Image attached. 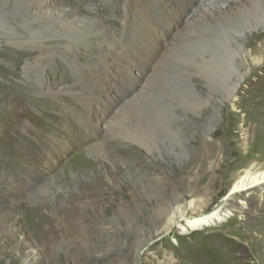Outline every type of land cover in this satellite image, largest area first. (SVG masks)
<instances>
[{
  "label": "rangeland",
  "instance_id": "rangeland-1",
  "mask_svg": "<svg viewBox=\"0 0 264 264\" xmlns=\"http://www.w3.org/2000/svg\"><path fill=\"white\" fill-rule=\"evenodd\" d=\"M129 1L46 0L51 10L67 9L97 22L111 41H121L127 31L132 37L138 28L135 18L142 10L162 45L178 41L170 60L182 69L195 70L197 76L190 75L194 84L173 80L164 71L171 80L151 76L143 86L146 89L136 94L135 78L144 74L146 80L153 68L143 59L142 66L134 64L128 52L119 50L114 54L118 53L120 62L107 60L105 51H100L107 60V65L101 64L93 58L99 55L91 50L94 46L75 53L76 60L68 67L67 57H56L45 68L46 82L54 91L66 82L87 89L82 92L95 96L91 99L67 94L59 100L41 97L27 85L15 83L8 89L0 81V264H264V185L254 193L230 194L244 172L264 171V26L244 34L243 44L256 31L263 38L256 54L246 59L232 104L217 109V121L207 127L211 121L207 118L222 98L221 73L227 62L215 59L219 62L212 71L199 58L215 48L221 32L236 31L235 17L230 22L217 17L232 0H217L220 8L216 10L204 0ZM167 4L176 10L169 33L155 8ZM201 4L213 13L204 11L197 25L185 27L188 15ZM247 12L243 11L246 21L252 19V11ZM0 19V68L12 71L13 64L18 66L16 79L20 80L24 61L11 57L17 48L9 36L22 25L11 14ZM75 36V40L102 41L93 34ZM149 50L142 48L141 54ZM252 58L260 63L253 64ZM78 63L83 64L80 71ZM87 100H91L89 110ZM66 106L76 113L66 111ZM150 109L160 110L161 117L167 115L156 123ZM211 144L214 153L205 147ZM79 182H93L94 189L79 191ZM77 192L88 200L84 207L78 205L84 208L78 234H61L57 220L52 222L55 233L46 227L27 232L20 218L23 213L34 210L45 215L53 204L58 211H71L74 204L67 200ZM195 220L199 226L192 227Z\"/></svg>",
  "mask_w": 264,
  "mask_h": 264
},
{
  "label": "bare ground",
  "instance_id": "bare-ground-1",
  "mask_svg": "<svg viewBox=\"0 0 264 264\" xmlns=\"http://www.w3.org/2000/svg\"><path fill=\"white\" fill-rule=\"evenodd\" d=\"M125 1L126 2L128 1V3L130 2L129 0H125ZM216 1L217 0H204V4L208 3L207 4L208 6L212 5L213 6L212 9L216 10V9L220 8L219 6L216 7V5H218V2H220V0L218 2H216ZM236 2H238V3L236 4ZM232 3L233 4L230 3V5L228 6L227 9L222 8L223 10L222 11L220 10L221 12L218 13L217 17L219 19L220 18L223 19V21L226 20L229 22L232 21L233 18L235 17L236 23L239 22V25H236V31L233 32L232 34H228V35L224 34V32H221V38H219L217 40V42L215 44V48H213V49L210 48V49L204 51L202 53L203 54L202 57L199 58L201 60V62L206 64L208 67H210V69H212V71L215 70L214 66L216 65V62H219L222 59H224L227 62L225 69H223L222 73H221V85H220V87L222 89L221 92L223 93L222 98L218 99L219 107H215L214 110H216V111L213 114H210V116L207 118V120H211L210 122L207 123V125H206L207 127H210V126L212 127V124H214V122L217 121V119H218V114H217L218 110L217 109H220L221 107L228 105L230 103L232 104V102L234 100V93L237 90V88L239 87L241 80L243 79V69H244V64L246 63V59L250 58L251 54H256V52L258 51L259 42H260L261 37H262V34L260 33V31H256V33L252 34V36H250V38L246 40V44H243L244 43L243 42L244 34L246 33L247 30L248 31L249 30H256L258 26H264V0H232ZM169 5L170 4H167L164 6L158 5L155 7L156 9H158V12L160 14V19L162 20V18H163L162 26H163L166 33L171 32L170 29H171L172 25H171L170 21L174 15V12L176 11V10L174 11V9L173 10L169 9L167 7ZM205 5L201 4V7L198 10L196 9L197 11L195 10V13H191L188 15L189 19L186 21L185 27L191 28L190 26L194 25L196 22H199V19L203 16L204 11H205V13L207 12L208 14L213 13V11L210 9L211 7L208 8V6H205ZM193 7H196V6H193ZM222 7H224V4H222ZM122 8H123V6H122ZM51 9H52V7H50L48 5L46 0H11L10 2H8V0H0V16H2V14H11L14 18L16 17V19H18L19 23L22 25L20 30H18L14 33H11V35L9 37H11V39L14 40L13 46H15L17 48V51L15 53L13 52L11 54V57H13L16 60L22 59L24 61L22 67L19 70V71H21L20 80L16 79L17 78L16 77V75H17L16 69L18 66H14V64L12 63L13 68H14V70H12V71L11 70L1 71V68H0V81L2 83L1 86L3 88L5 87L8 89H12V87L11 88H9V87L15 86V83H16L18 85H21V84L24 86L27 85V87H29L35 94H37L38 96H41V97L53 96L57 100H59L61 95L67 94L70 97L84 96L86 98H90V95L85 94L87 92L85 90H87V89L82 90V89L78 88V86L73 85V84H68L66 82H65V85L60 87L58 91H54V88H51L50 86H48V84L46 82L45 68L50 66L55 61L54 59L56 57H61L62 60L64 57L65 58L67 57L66 60L64 59V61H66L65 63L67 64V67H68V66H70L71 62H74L76 60V56H75L76 54L75 53L80 55L81 49L86 51V49H88L89 47L91 48V46L92 47L94 46V48H91V50H96L98 54L100 51H105V53L108 55L107 60H108V57L109 58L112 57L113 61L120 62L118 57H117L118 53L114 54L117 50H119L122 53L128 52L130 54V56L132 57L130 59L128 58V60H130L134 64H136L138 66H142L143 62L141 60L143 59L145 62L148 63L149 68H153L152 72L149 70L151 73L146 80L143 81V79H145L144 74H140L139 77L135 78V81L137 84H133L132 86H134V88L137 90L136 94H140L141 91L143 92V89H146V88H143V86L145 83H147V81L150 82L149 79L151 76H154V78L160 76V80L163 82H165L164 80L166 78L170 77L172 79L173 78H182V80L184 79V80L189 81L190 84L191 83L194 84L193 83L194 80L190 81V75L191 76L192 75L197 76L196 71L195 70L193 71L191 68L190 69H182L181 66H178L179 64L178 65L176 64L177 62L173 63L170 60L169 54H170V51L172 50V46H174L176 42L178 43V41L175 39L171 40V41L169 40L170 41V43L168 42L169 44L162 45L160 43V41L158 40V37H156V35L154 36L152 34L151 30L148 28L150 26V21L145 17L142 10H138V8H137L138 13L140 15H137V17L135 18V22L138 25V28H136V30H135L136 33L133 34V36L131 37L127 34V32H129V31H127L126 27H124L123 28L124 31H127L125 38H122L121 41L120 40L119 41H111L109 36L106 34L105 30H103L97 22L89 20V19L79 18V17L75 16L74 13L72 14L67 9H63V8H54V10H51ZM124 9H125V13L130 11L129 4L126 3V5L124 6ZM245 10H248L247 13L252 11L251 12L252 19H250L252 21H250L249 19H247V21H246V14H243V11H245ZM217 17L215 19H217ZM125 18L126 17H124L123 20H125ZM173 21H174V19H173ZM218 22H220V21H218ZM203 23H205V22H203ZM223 23H225V22H223ZM143 25H144V27H143ZM195 25H197V24H195ZM223 25H225V24H223ZM230 26H232V25H230ZM160 28H162V27H160ZM222 28L223 27H221V29ZM225 31H227V30H225ZM214 32H216V31H214ZM219 32H220V30H219ZM90 34H93V36L96 35V36L100 37V39H102V41H98V42L95 41L94 42L92 40H75V37H76L75 35L87 36ZM213 38H215V37H213ZM183 39H185V38H183ZM186 41H187V38H186ZM212 42L213 41L209 42L208 45H210ZM180 46H182V45H180ZM211 46H213V45H211ZM146 47H150V50L148 52H146V54L145 53L141 54L142 48H146ZM60 48H62V49H60ZM181 48H183V47H181ZM174 49H176V48H174ZM191 50H193V49H191ZM177 51H178V49H177ZM30 54H32L31 59L27 58V57H29ZM100 55H102V56H100ZM227 55H229V56L227 59H225L227 57ZM127 56H129V55H127ZM69 57H71V60ZM83 58H84V55H83ZM93 58H95L96 61H98V62H102L101 64L107 65L106 64L107 63L106 56H103V54L96 55ZM77 59H78V57H77ZM95 59H93V60H95ZM138 59H140V60H138ZM195 59H197V58H195ZM215 59H217L219 61H217ZM224 60H222V61H224ZM85 61H86V59H85ZM251 61L253 64H257V65L260 63V59H257V58H252ZM181 62L183 63L182 60H181ZM122 63H124V62L122 61ZM82 66H83L82 63H78L77 67H79V70L77 68H76V70L80 71V68ZM177 70H180V71H177ZM164 71L166 74H168L169 77L167 75L163 74ZM93 72H94V70H93ZM202 73H203V71H202ZM73 74H75V73H73ZM76 76H77V74H76ZM79 77L80 76L78 75V78ZM163 78H165V79H163ZM142 81H143V83H142ZM82 91H84L85 93ZM136 94L132 98L136 97L137 96ZM92 97H95V96H92ZM138 97H140V95ZM98 98H99V96L97 97V99ZM132 98H130V99H132ZM87 101H88L87 107L89 110L90 106H91V100H87ZM128 101H126V102L124 101L125 102L124 104H126ZM77 105H79V104H77ZM126 106H127V104H126ZM100 107L102 108V111H104L103 113L105 114L104 107L103 106H100ZM163 107H164V105H163ZM65 109H66V111H69L72 114L76 113V110L72 109L71 107L66 106ZM151 110L152 109L149 110L150 116L152 117V119H155L154 122L159 123V124L162 122V119L167 115L166 114L165 116L163 115L161 117L160 116V114H161L160 110L157 111V113H155L156 110H153V112ZM162 113H164V112L162 111ZM78 115H80V114L78 113ZM112 115H114V114H112ZM80 116H82V115H80ZM82 117L84 118V116H82ZM112 118H114V117H112ZM167 119L165 118V120H167ZM244 123H246V122L244 121ZM163 124H165V122H163ZM257 127H258V125H255V128H257ZM92 129L98 131L97 130L98 128L96 129V127L92 128ZM205 147L207 149L209 148V150H208L209 152H213L212 149L214 147H212V144L209 145L208 147L206 145ZM200 165H201V163L199 164V166ZM81 169H83V168H81ZM84 170H86L85 167H84ZM263 185H264V171L263 172H250V170H248V171L244 172L239 177V179L234 183V185L232 186V188L230 190V194L236 195V194H242V193H244V194L245 193H248V194L254 193L255 191L259 190L260 187H262ZM77 187H78L79 191L80 190L81 191L84 190L83 192L92 191L94 189L93 188L94 184L92 182L91 185L90 184L86 185V184L79 182ZM74 195H75V197H73ZM74 195H71L72 199L67 200L68 203L71 204V206H72V204H74V206L72 207L73 209L71 211L70 210L69 211L68 210H65V211L59 210L58 211L55 208L56 204H53L52 210L48 212L47 211L48 208H47V210H46L47 214H45V215H43L39 211L33 212L34 210L32 212L30 211V212L25 213V215L23 213L22 214L23 216H21L20 218L23 221H25L26 227H27V229H26L27 232L29 234H33L35 231L40 232V229H42V227H46L47 228L46 230L49 231V228H52V229L54 228V226L52 227V224L55 223L54 222L55 220H57L58 226L62 229V232L60 231L61 234L65 232L66 234L76 235L78 230L82 228V225H81L78 218L81 215L80 212L84 209V208L83 209L79 208V206L83 205V207H84V205L86 204V202H88V200H85L84 199L85 195H81L79 192H77ZM78 202H81L82 204L80 203L81 204L80 205ZM239 203L244 204L242 202H239ZM46 205L47 204H45L43 206H45V208H46ZM237 205L236 206L234 205L233 208L239 209L237 207ZM69 207H68V209H69ZM42 208H44V207H42ZM42 208H40V209H42ZM215 217H217V215ZM77 221L79 222V224H77V225L74 224V222H77ZM210 221H213V220H210ZM198 222H199L198 220H195L193 222L192 227L199 226ZM6 227L9 230L12 229L10 225H7ZM19 229H21V228H19ZM53 230H52V232H53ZM41 231L43 233V230H41ZM27 232H25V233H27ZM54 233H55V230H54ZM62 237H63V235H62ZM16 245H18V244H16ZM26 260H28V257Z\"/></svg>",
  "mask_w": 264,
  "mask_h": 264
}]
</instances>
